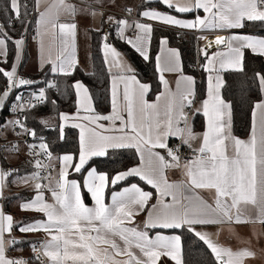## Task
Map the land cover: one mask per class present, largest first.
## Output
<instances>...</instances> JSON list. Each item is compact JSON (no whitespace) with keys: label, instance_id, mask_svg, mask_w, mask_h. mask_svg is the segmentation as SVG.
Instances as JSON below:
<instances>
[{"label":"snow or ice","instance_id":"obj_1","mask_svg":"<svg viewBox=\"0 0 264 264\" xmlns=\"http://www.w3.org/2000/svg\"><path fill=\"white\" fill-rule=\"evenodd\" d=\"M160 3L173 9L176 13H193L202 9L204 17L196 15L194 19H182L176 15L164 13L155 9L145 8L139 14L152 21L176 26L182 29H240L245 22H264V0H159ZM37 4L38 25L53 30L59 29L67 47L62 48L60 54L52 59L49 54L43 58V63L51 65L53 74L70 75L71 69L77 63L74 58L76 23H60L59 15L51 18V5L44 11H39ZM9 7L16 19L27 16V6L21 13L19 0H9ZM56 7L71 15L77 12L76 5L68 0H57ZM84 11H89L84 9ZM131 13V8L126 9ZM91 15L96 14L91 9ZM103 16V13H100ZM107 21L116 25L119 38L125 40L145 61L150 59L149 50L153 25L126 18L117 19L108 16ZM11 24V21H9ZM136 32L134 37L126 36V31ZM39 35V33H38ZM203 38V37H201ZM106 62L109 56L111 63L121 68L126 75L113 76L111 89V108L109 115L95 113L91 104V96L85 85L76 81L72 87L80 98L76 116L60 113L62 123L58 126L63 137L64 123L71 119H82L86 123H76L73 127L80 129V152L78 162L73 163L74 157L65 154L58 159L61 167L58 178L51 177L52 164L45 165L42 159L51 161L53 154L49 144L43 136H38L35 129L27 127V115L38 104L48 102L46 88H40L26 100L22 95L15 97L12 111L15 118L0 124V134L9 127L15 135H25L39 143L28 144L32 156L35 158L34 167L38 169L31 174L18 177L27 183L36 180L34 185L36 195L31 201L24 202L21 210H32L43 214L44 219L34 220L19 227L24 233L43 231L48 239L39 242L40 247L33 245L34 258L43 264L42 257H47L50 264H157L161 256H167L176 264H184L181 256L180 236H165L157 232L150 237L146 229H180L188 227L203 241L213 253L217 264H245L247 257L254 256L250 249L233 250L219 243L213 242L206 233L196 231L197 225H216L226 221L235 223H264V98L254 102L253 128L250 139L245 141L232 134V105L220 95L221 82L219 76L208 77V98L202 101L195 112H203L207 118L206 129L202 133L194 131L189 123L186 108H192L195 103V79L183 75L180 52L176 48H163L167 56L164 66L161 57H156L157 71L161 73L160 81L165 92L157 95L155 102H149L147 94L150 85L137 79L135 70L122 62L121 53L107 43L108 34L103 37ZM16 46V61L21 59L24 38L12 39L4 26L0 24V64L8 61V41ZM162 46L168 44L167 38H161ZM214 43L226 45L227 52L217 51L211 56L207 48L203 49L208 61L204 71H215L214 62L218 58L220 68H231L244 71V50L264 56V37L249 34H233L217 36ZM69 48L71 51H69ZM41 53L43 43L41 41ZM67 53V55H66ZM179 72L177 91L173 92L165 79L163 72ZM0 74L6 80L5 89L0 92V109H5L13 89L36 83L30 79L18 76L17 64L13 63L10 70L0 67ZM262 97H264V73L256 72ZM180 80L186 87L179 90ZM123 83L122 93L119 84ZM48 89L58 86L51 81H44ZM165 99L163 111L160 101ZM55 104L56 101L52 100ZM90 113L80 116V109ZM260 114L261 135L259 141L256 135V115ZM100 121L110 122V127ZM41 123L47 126L48 121L41 118ZM108 133V134H105ZM174 137L180 144L169 147L168 140ZM259 145V147H258ZM186 146L192 155L185 157L181 163L180 149ZM4 150L19 151V141L5 144ZM134 148L139 155L140 163L136 166L120 171L110 177L107 173L97 172L95 168L87 170L83 185L75 179H69L68 169L81 173L92 157L105 156L109 149ZM156 149L164 150L162 154ZM183 169L186 180L183 182H169L166 176L168 169ZM47 169V175L41 173ZM18 170H4L0 168V197L8 177ZM129 177H138L155 190V203L152 191H145L136 183L124 187L120 191L111 193V203L105 202V189L116 186ZM91 193L94 206L85 204L81 187ZM214 190L215 198L210 203L199 195H183L191 189ZM46 192H50L52 201L49 202ZM170 198V199H167ZM254 209L255 214L249 209ZM147 210V219L143 225H135L136 217ZM14 218L5 214L0 207V264H28L24 258H12L7 255V248L20 243L13 237ZM6 235L9 237L6 240ZM139 251L137 255L136 251ZM126 257V259H117Z\"/></svg>","mask_w":264,"mask_h":264},{"label":"trees","instance_id":"obj_2","mask_svg":"<svg viewBox=\"0 0 264 264\" xmlns=\"http://www.w3.org/2000/svg\"><path fill=\"white\" fill-rule=\"evenodd\" d=\"M21 5V13L24 12V5L27 6V16H21V19H16L9 7V0H0V24L4 26V30L14 40L23 37L27 29L31 28L37 18V12L31 13V9L35 8V0H19ZM145 8H159L175 15L191 17L193 13H176L173 9L167 8L159 2V0H141L137 9L139 14ZM15 20V22H13ZM11 21V24H9ZM107 21H105L106 25ZM111 27V26H110ZM105 28V27H104ZM112 29V27H111ZM248 32L264 35V22H245L242 28ZM113 33V29L111 30ZM161 38H167L170 46L177 47L182 55L183 71L190 73L196 78L201 76L202 80L196 79V98L202 100L206 97L207 91V72L202 69L198 71L195 67L197 60H202L200 56L199 46L201 42L196 40L194 35H181L178 31L166 28L160 25H154L151 35V44L149 50L150 59L145 61L125 40L114 36L112 41L114 45L122 51L130 62L135 66V74L138 78L150 85V91L147 95L149 100H154L162 90V83L156 67V56L160 47ZM103 35L102 30L92 31L91 41V62L92 70L86 71L80 65H77L70 75L53 74L50 70V65L45 66L37 72V75L47 78L55 77L58 89H52L47 92L48 102L38 105L32 109L27 115V121L33 126L39 136H43L49 144L53 156H61L62 154H71L74 159H77L80 152L79 134L77 128L66 126L64 128L63 137L59 130L60 118L62 112H74L77 108L76 91L72 85L76 81H82L90 92L94 103L95 112L98 114H107L111 109V90L110 76L111 72L107 68L106 60L102 50ZM8 61L5 64H0L7 70L11 69L16 57V46L11 40L8 41ZM264 73V56L254 54L250 49L244 50V71L229 69L224 71V84L222 86V97L226 102L232 105V130L234 135L238 137H246L250 133L252 127V113L254 102L261 99L262 94L255 73ZM6 78L0 74V92L5 89ZM55 100L56 103H51ZM9 101V99H8ZM11 101L7 102L5 109H0V123H2L6 115L11 111ZM41 118L48 121L47 126L41 123ZM193 125L196 130L204 128L203 113H196L193 118ZM175 140L170 139L169 144ZM139 155L134 148L124 149H109L105 156L92 157L81 173H70L69 177L77 179L83 185L84 175L87 170L95 168L97 172L107 173L110 177L120 171H125L128 168L139 164ZM22 167V166H21ZM132 183L138 184L146 191H152L155 200V190L147 185L138 177H129L127 180L120 182L116 186L109 185L106 189L105 199L109 202L111 193L118 191ZM82 194L87 204L92 202L90 194L82 186ZM16 195V194H15ZM28 197V196H27ZM42 214H39V217ZM170 233L180 236L181 238V256L184 264H217L215 257L207 245L201 241L193 231L188 227L180 229H149V233ZM35 240L25 239L9 248L10 250L16 247H22L23 250L31 249ZM28 264H39L35 260L34 255H29Z\"/></svg>","mask_w":264,"mask_h":264},{"label":"crops","instance_id":"obj_3","mask_svg":"<svg viewBox=\"0 0 264 264\" xmlns=\"http://www.w3.org/2000/svg\"><path fill=\"white\" fill-rule=\"evenodd\" d=\"M80 1L96 4V5H99L101 7H104V9L108 8V9L117 10V11H125L127 8H131L135 12V14H137L141 18V20H137V21H140L143 23H150L153 26L154 25H160V26L162 25L166 28H170V29H173L176 31L183 30V31L187 32L185 35H187V34L194 35L192 32L198 31L201 33L199 39L202 41L201 45L203 44L202 50L204 49V44L207 40H209V39L214 40L215 37H217V36L227 37V36H230L233 34H249V35H254L257 37H264V35L248 32L242 28H240V29L211 28V29L193 30V29H182V28H179L176 26L161 23L159 21H152V20H149L147 18L142 17L140 14L137 13V9H138V6H139L141 0H80ZM68 2L76 5L77 12L75 13V15H71L68 12H65L63 9L58 10V8L56 7L57 0H39V11H44L46 8H49V6L51 5L52 7H51L50 13H49L51 18H55L57 15H59V22L60 23H72V22H74L77 25L76 37H75V51H74V58L76 59L77 63L75 64V66L73 68L68 69V71L70 73L73 72V70L75 69V67L77 65H80L82 67V69H85L86 71H91L93 69L92 68V62H91L92 31L93 30H102V35L104 37L105 36V33H104L105 28L104 27H107V26H111L113 29V33L108 37L107 43L111 44L113 47H115L117 49V51L119 53H121L122 62L125 65H128L132 69H134L135 66L130 62V60L127 58V56L114 45L112 39L114 36L115 37L118 36L117 30H116V25L114 23H109L107 21V17L113 16L117 19L126 18L130 21H132V19H130L128 17H117L115 15H109V14L103 13L100 9H98L96 7L90 8V6L83 5V4H77V3L70 1V0H68ZM84 9H88L89 11H84ZM91 9L96 10V14L94 16L90 14ZM149 9H155V10H158V11H161L164 13L172 14L170 12H167L165 10H161L159 8H149ZM35 10L37 12L36 0H35ZM144 10L145 9H143L142 11H144ZM101 12L103 13V16H101V14H100ZM172 15H175V14H172ZM196 15H199L200 17H204L208 14H206L202 9H200V10H196L194 12V15L191 17H185V16H180V15H176V16H178V18L191 20V19H194ZM38 19H39V17L37 15V18H36V20L32 26L33 28H35L34 30H36L37 35L39 33L38 40L35 42L31 38H27V39L24 38V44L22 46V51H21V59L19 61H16V59L14 60V63L17 64L18 72L19 71H24V72H28V73L39 72L45 66L50 65V64L42 62L44 57H47L50 54L51 58L55 59L60 54L62 48L67 47L65 44L62 43L63 39H65V38H62L60 36L58 28L53 30L50 26L45 28V26L42 24L38 25L37 24ZM105 21H107L106 25H104ZM135 35H136L135 31H132V30L126 31V36H128V37H134ZM194 37H195V35H194ZM201 37H203V38H201ZM196 40H198V39L196 38ZM41 41L43 43V54L41 53ZM104 43H105V41L103 39L102 50H103V54H104V58H105V52H104V48H103ZM162 47L165 49L166 48H176V47L170 46L169 41H168V44L166 46H162L160 43L158 54L161 57V66L163 67L165 57L167 56V52L166 51L162 52L161 51ZM176 49H178V48H176ZM69 51H71L70 48H69ZM217 51L227 52V46L226 45L217 46L215 44L211 48L207 49V53L209 56H211L213 53H215ZM66 55H67V53H66ZM201 56H202L203 69H204V67L207 66V64H208V61L206 60L204 53L203 54L201 53ZM180 59H181V67L183 70V65H182L183 62H182L181 52H180ZM105 60H106V58H105ZM107 60H108V62H106L107 66H108L107 68H109V70L111 72L110 81H109L110 82V90H111L112 89L113 76L126 75L127 73H124L121 68H119L116 65L111 63V60H112L111 56H109L107 58ZM156 67H157V61H156ZM214 68H215V71L207 72V77H206L207 78V91L206 92H208V84H209L208 77H209V75L213 76V78H214L213 83L214 84L216 83L215 77L219 76L220 82H221V87H220L219 91H220V95L222 97V86L224 84L223 73H224V71L229 70L231 68L221 69L220 68V62H219L218 58L214 62ZM50 70H51V65H50ZM158 73L160 76L161 73L159 71H158ZM56 74H62V73H56ZM163 75H164L165 79L168 81V84H169V87L171 88V90L173 92H176L177 91V81L180 79L181 73L164 71ZM183 75L192 76L195 79V85H194L195 103L192 106V108H186L185 111L189 115V123L193 127L194 131L197 133H202L206 129L207 118L204 116L205 124H204V128L202 130H196L194 128L193 118L196 114L195 109L201 107L202 101L207 99L208 95L206 93V97L204 99L198 100L196 98V84H197L196 77L194 75H191L190 73L189 74L185 73L184 71H183ZM137 79H139L138 76H137ZM80 82H82V81H80ZM141 82H143V81H141ZM143 83H146V82H143ZM85 87L88 89V87L86 85H85ZM185 87H186V85L184 84V82L182 80H180L179 90L182 91V90H184ZM119 90L122 93V90H123V83L122 82L119 84ZM165 91L166 90L164 88V85L162 84V90L160 93L165 92ZM88 93L90 95L89 89H88ZM76 97H77V108H76V110L74 112H62V113H67L70 116H76L77 110H78V108H80V105L78 104V100L80 98L77 96V93H76ZM91 98H92V96H91ZM146 98L148 99V97H146ZM261 98H264V97H261ZM148 101L149 102H155L156 98L154 100L148 99ZM91 104H92V107L94 108L93 100H91ZM164 104H165V99L162 98L160 101V106H161L162 111H163ZM111 112H112V108L110 109L109 113L100 114V115H109V114H111ZM201 113H203L202 110H201ZM231 113H232V111H231ZM89 114L90 113L85 112L82 108L80 109L79 115L81 117L84 115H89ZM96 114H98V113H96ZM255 121H256V135H257V140L259 141V138L261 135L259 112H257ZM100 122L105 124L106 127L111 126L110 122H108V121H100ZM61 123H62V121L60 120V124ZM63 123H64V128H65L67 125L73 126L76 123H86V122L83 121L82 119L77 118V119H71V120H69L67 122H63ZM0 124H2V123H0ZM252 128H253V113H252V127H251V130H250V133L248 134V136L238 137L236 135V137L243 139L245 141H248L250 139ZM77 130H78V134L80 137V129L77 128ZM231 131H232V134L234 135L232 128H231ZM12 134H13V131H12L11 127H9L8 130H6L4 136H3V134H0V138L3 140H6V139L12 137ZM105 134H108V133H105ZM170 139L175 140V142L180 141L179 139L174 138V137H170L169 140ZM169 140H168V144H169ZM79 144H80V141H79ZM258 147H259V145H258ZM156 150L160 151L162 154L164 153V150H161V149H156ZM9 155L10 156H16L17 162L13 163V162L9 161L8 160ZM63 155H65V154H62L59 157H62ZM59 157H56L54 155L52 160H51V164L54 168L53 173L51 174L53 182L55 181L56 178H58V172H59V169L61 167V162L58 159ZM78 157H79V154H78ZM78 157H77V159H74L73 163L78 162ZM4 166H12V167L14 166L17 168L16 170H18V173H14L12 176L8 177V179L5 183V187L3 189V196L0 197V207H2L3 212L5 214L12 215L14 218V226H13L11 235L22 234L23 236L29 237V239H31V240H36V239H40V238H43L44 240L48 239L49 237H47L43 231L24 233V232H21L19 230L20 226L31 223L34 220L45 218L43 216V214L39 217V214H41V213H38V212H35L32 210H21L22 203L31 201L34 198V196L36 195V190L34 188V185L37 181L36 180H29L27 183H25L23 181H20L18 179V177H22V176H25V175H28V174H31V173L37 171V169L34 167V161H32L27 156V153L25 150H22L20 152H15L13 150H7L6 151V150H4L3 147H1L0 148V168L4 169L3 168ZM68 172H69V174L70 173H76L71 168L68 169ZM86 174L84 175V177L86 176ZM166 176H167L169 182H183L186 180V176H185L182 168L181 169H175V168L168 169V170H166ZM68 178L74 179V178H70V177H68ZM75 180H77V179H75ZM106 189H105V193H106ZM120 190H122V189H120ZM120 190H118V191H120ZM89 194H90V197L92 199L91 193H89ZM182 194L188 195V196L199 195L204 200H207L210 203L215 198L214 190H208V189H194L193 188L187 192H184L182 190ZM81 195H82V198L85 202V198L83 197V194H82V187H81ZM46 197L48 198L49 202L52 201L50 192H46ZM167 199H170V198H167ZM105 202H106V199H105ZM155 202H156V200H154L152 203H155ZM106 203H108V204L111 203V197H110L109 202H106ZM85 204L89 207H93L94 201L92 199L91 203L87 204L85 202ZM249 211H251L253 213V215L255 214L254 209L250 208ZM18 218H21V221H18L17 220ZM146 219H147V210H145L144 212H141L136 217L134 224L135 225H143V222ZM195 229H196V231L206 233L208 235V237L213 240V242L219 243V244L224 245L226 247H230L234 251L240 250V249H250L252 252L255 253V255L251 256V257H247L245 259V264H264V223H260L259 221H257L255 223L250 222V223H239V224H237L234 221H226L225 220L223 223L216 224V225H204V226L197 225V226H195ZM146 231L149 232V229H146ZM156 234L157 233L152 235L149 233L150 237H153V238L156 236ZM160 234L165 235V236H174L175 235V234H170V233H160ZM5 238L7 240L8 236L6 235ZM9 248L10 247L7 248V255L10 254ZM14 249L18 250V251H22V250H20L21 249L20 247H16ZM23 251L27 252V253L30 252L29 250H23ZM134 251H136L137 255H139L138 250L134 249ZM8 256L10 257V255H8ZM117 259H126V257H118ZM48 262L50 264L49 260H48ZM157 264H176V262L167 256H161L159 261L157 262Z\"/></svg>","mask_w":264,"mask_h":264},{"label":"built area","instance_id":"obj_4","mask_svg":"<svg viewBox=\"0 0 264 264\" xmlns=\"http://www.w3.org/2000/svg\"><path fill=\"white\" fill-rule=\"evenodd\" d=\"M70 1H73L77 4H83V5H87V6H90L91 7H96L98 9H100L103 13H106V14H109V15H115L117 17H128L132 20H141V18L135 14L134 11H132L131 13L127 12L126 10L125 11H117V10H112V9H108V8H105L104 7H101L99 5H96V4H92V3H89V2H81L80 0H70ZM31 13H35V8L31 9ZM13 22H15V20H13ZM35 28L31 27L29 29H27L26 33H25V38H31L33 41H37L38 40V35L36 33V30H34ZM111 27L110 26H107L105 27V30H104V33L105 34H108V37L112 34L111 32ZM180 34L184 35L186 34L187 32L186 31H178ZM195 37L197 39H199L201 33L198 32V31H195V32H192ZM203 45V44H202ZM202 45H201V52H200V56H201V53L203 54V51H202ZM202 57V56H201ZM198 71H201L203 69V62L202 60L198 59L197 60V64H196V67H195ZM18 76L19 77H22V78H25V79H30L32 81H35L36 83H33L31 85H25V86H20L18 88H15L13 89L10 97H9V101H11V104H13L15 102V97L17 95H22L26 100L30 97V95L32 93H36L38 92V90L40 88H46V95H47V92L49 90H52V89H55V88H51V89H48L46 87V84L44 83V81H51V82H54L55 84L57 83V79L55 77H51V78H47L45 76H40V75H37V74H29V73H24V72H18ZM196 79H198V81H201L202 80V77L199 76L197 77ZM7 85V82L5 84V87ZM8 101V102H9ZM44 104V103H42ZM42 104H38V105H42ZM15 114V113H14ZM1 117V116H0ZM27 127L30 128V129H34L33 126L27 121ZM38 135V134H37ZM39 136V135H38ZM16 141H19V151H15V152H20L22 150H25L26 153H27V156L35 162V158L32 156L29 148L27 147L28 144H32V143H39V140H33L32 138L28 137V136H25V135H21V136H17L14 134H12V137L6 139V140H1L0 139V148L5 145V144H9V143H12V142H16ZM180 144V141H176L172 144H168L169 147L171 148H174L176 145ZM51 151V150H50ZM180 152H181V155H182V160H181V163L184 162V158L185 157H190L192 155L191 151L189 148L185 147V146H182L181 149H180ZM42 159V162L47 165L49 163H51V161H48V160H45L43 158ZM4 170H16L17 168L16 167H12V166H4L3 167ZM53 167H52V171H51V174L53 173ZM38 171V169H37ZM16 173V172H14ZM48 173H47V169H45L41 175L43 176H46ZM13 237H15L17 240L19 241H22V240H25L27 239L26 236H23V235H20V234H14L12 235ZM9 238V237H8ZM44 241L43 238H40V239H36L33 243V245L35 244L36 247H40V243L39 242H42ZM33 245H32V248L30 250L29 253L27 254H23L22 252H19L18 250H15V249H12L10 250V257L12 258H24L26 261L29 262V255H34V252H33ZM42 260H43V264H49L48 262V258L47 257H42Z\"/></svg>","mask_w":264,"mask_h":264},{"label":"rangeland","instance_id":"obj_5","mask_svg":"<svg viewBox=\"0 0 264 264\" xmlns=\"http://www.w3.org/2000/svg\"><path fill=\"white\" fill-rule=\"evenodd\" d=\"M182 35V34H181ZM185 35V34H184ZM183 35V36H184ZM23 38H25V35L23 36ZM26 39V38H25ZM198 41H200V42H202L200 39H198ZM177 48V47H176ZM201 47L199 46V51L201 52ZM20 72H24V71H20ZM24 73H28V72H24ZM29 74H37V73H29ZM15 118V114H14V112L12 111V108H11V111L6 115V118H5V120L2 122V124L3 123H5L6 121H8V120H11V119H14ZM8 130V129H7ZM6 132V131H5ZM5 132L3 133V136L5 135ZM1 139V138H0ZM1 140H3V139H1ZM8 160L9 161H11V162H13V163H16L17 162V157L16 156H8ZM18 221H21V218H18L17 219ZM14 235V234H13ZM20 235H22V234H20ZM27 239H29V237H27ZM30 240V239H29ZM21 249L20 250H22V251H19V252H22L23 254H27V252H24L23 251V248L22 247H20ZM32 248V247H31ZM31 249H29V251H30Z\"/></svg>","mask_w":264,"mask_h":264},{"label":"bare ground","instance_id":"obj_6","mask_svg":"<svg viewBox=\"0 0 264 264\" xmlns=\"http://www.w3.org/2000/svg\"><path fill=\"white\" fill-rule=\"evenodd\" d=\"M214 40H215V39H214ZM214 40H211V39L207 40V41L205 42V44H204V49L206 48V46L208 45L209 42H212V46H214V45H215ZM212 46H211V47H212ZM211 47H210V48H211ZM207 49H208V48H207Z\"/></svg>","mask_w":264,"mask_h":264}]
</instances>
